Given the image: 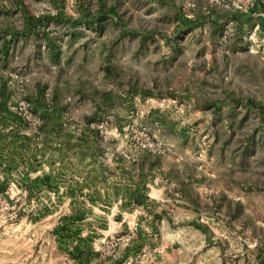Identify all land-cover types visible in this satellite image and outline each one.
Here are the masks:
<instances>
[{"label":"rangeland","instance_id":"374dc122","mask_svg":"<svg viewBox=\"0 0 264 264\" xmlns=\"http://www.w3.org/2000/svg\"><path fill=\"white\" fill-rule=\"evenodd\" d=\"M253 9L0 0V264H264Z\"/></svg>","mask_w":264,"mask_h":264},{"label":"crops","instance_id":"0c3cea01","mask_svg":"<svg viewBox=\"0 0 264 264\" xmlns=\"http://www.w3.org/2000/svg\"><path fill=\"white\" fill-rule=\"evenodd\" d=\"M263 2L264 6V0H261ZM221 18V21L231 19L235 20L236 27L238 29L239 34L244 33L248 29L253 28L255 25L259 24L262 32H264V13H256V10L253 9L252 12L243 13V12H234L232 14L228 13L221 17V15L217 16ZM214 20V19H213ZM217 21V19H215ZM244 43L242 41H239L237 43V47L241 49H245V47H242ZM240 46V47H239ZM242 55L246 58H249V54L247 51L242 53Z\"/></svg>","mask_w":264,"mask_h":264},{"label":"built area","instance_id":"2783aa9c","mask_svg":"<svg viewBox=\"0 0 264 264\" xmlns=\"http://www.w3.org/2000/svg\"><path fill=\"white\" fill-rule=\"evenodd\" d=\"M259 28H260V25L257 24L256 27H255V31H256L257 29H259ZM254 34H255V33H252V34H251V37H253Z\"/></svg>","mask_w":264,"mask_h":264}]
</instances>
